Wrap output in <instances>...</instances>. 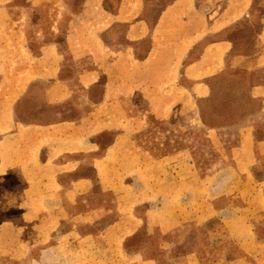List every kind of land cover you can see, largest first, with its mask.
<instances>
[{
  "label": "rangeland",
  "instance_id": "obj_1",
  "mask_svg": "<svg viewBox=\"0 0 264 264\" xmlns=\"http://www.w3.org/2000/svg\"><path fill=\"white\" fill-rule=\"evenodd\" d=\"M84 1L0 0V23L3 24L0 36L6 38L9 35L5 27L9 20L8 8L14 11L27 8L31 15L34 14L35 21L38 11H42L48 25L53 22L55 9L57 17L63 20L66 5L80 12ZM149 1L154 4L149 19L154 21L159 11L173 0ZM253 4L258 8L264 2L253 0ZM258 15L247 17L233 30L240 48H251L256 42L260 31ZM126 16L133 18V13ZM19 17L18 25L28 27V15L19 12ZM176 22L174 18L167 35L175 36L180 30ZM105 25L90 26L89 29L83 25L82 32L85 29L89 31V34H84L88 38L99 37L97 33L103 32ZM127 31V24L118 25L101 35L122 42ZM164 33H161L163 37ZM20 36H26L25 32ZM145 44H139L141 52L147 48ZM181 55L177 54L169 92L163 86L159 87L161 92L149 95L154 101L150 102L151 106L149 99L136 92L119 100L120 109L104 114L109 120L118 122L115 126L110 123L113 130L105 132L104 143L115 133L127 135L117 149L106 155L100 177L93 175L94 195L90 199L100 216L95 214L96 218L88 223L79 221L73 224L78 225L79 233L97 235L101 230L109 229V234H112V230L124 227L128 232L136 217L143 216L150 208L152 217L161 222L159 225L163 229L179 217L174 230H185L186 227L187 236L175 242L172 231H162L160 235L155 230H148L145 223L125 237L120 255L102 253L96 247H91L88 252H76L69 246V241L79 239V236L68 235L71 227L68 218L61 220L57 231L53 230L54 234L40 235L44 227L39 229V220L29 219L32 214H39V207L27 204V198L37 197L38 190L34 188V192L26 193L30 175L15 167L6 174H0V264H147L144 259L153 256L159 258V264H264V190L241 187L242 177L245 179L246 174L239 172L238 175L232 168V163L240 159L237 145L243 122L259 107V100L249 94V88L257 77L227 63L221 72L206 78L209 92L196 95L185 90L190 82L180 71ZM23 80L21 77L18 80L0 78V98L5 86L13 82L22 85ZM46 85L45 81L33 83L29 97L21 104L22 109L20 106L17 109L19 120L32 123L38 122L39 117L61 119L62 116H76L80 98L75 97L69 105L41 107ZM102 85L98 83L91 88L94 97L102 94ZM12 100L16 102L17 94L10 102ZM34 158L32 150L31 160ZM72 174L73 177L90 176L93 172L84 167ZM99 192L101 194H97ZM83 200V204L88 206L86 198ZM144 200L142 205H136ZM108 202L110 204L105 205ZM40 208L43 210L44 206ZM25 211L29 216H23ZM185 216L201 219L185 223ZM93 239L91 244L98 246L97 238ZM106 241L115 244L111 238H106ZM55 245L57 248L52 250ZM44 247H50L51 251L44 253ZM115 257H118L116 261Z\"/></svg>",
  "mask_w": 264,
  "mask_h": 264
},
{
  "label": "crops",
  "instance_id": "obj_2",
  "mask_svg": "<svg viewBox=\"0 0 264 264\" xmlns=\"http://www.w3.org/2000/svg\"><path fill=\"white\" fill-rule=\"evenodd\" d=\"M153 5L149 0H85L80 12L66 5L63 20L57 17L55 9L53 22L48 25L42 11H38L35 21L34 14L31 15L27 8L24 11L7 10L9 20L5 27L9 35L6 38L0 36V78L18 80L21 77L24 80L22 85L12 81L5 86L0 98V129L7 127L0 130V174L17 167L30 175L25 192L29 194L37 188L38 194L37 197H28L27 204L37 205L39 214H32L29 219L39 220V229L44 227L40 235L46 236L47 233L54 234L53 230L59 227L61 220L68 218L71 227L67 234L79 236V239L69 241V246L76 252H88L91 247H96L102 253L120 255L125 237L145 223L148 230H155L160 235L162 231H172L175 242L187 236L186 227L185 230H174L179 217L163 229L159 225L161 222L152 217L150 208L143 216L136 217L128 232L124 227L112 230V234H109V229L101 230L97 235L79 233L78 225L73 224L79 221L88 223L96 218L95 214L100 216L90 199L94 195L93 175L100 177L106 155L117 149L127 135L115 133L110 143L101 145L105 132L113 130L110 123L113 126L118 123L104 114L120 109L119 100L127 95L139 92L149 99L151 106L150 102L154 101L149 95L161 92L159 87L163 86L169 92L178 53L182 54L180 71L190 82L185 90L196 95L209 92L206 78L221 72L227 63L257 77L249 88V94L259 100V107L243 122L237 145L240 159L232 163V168L238 175L239 172L246 174L245 179L242 177L241 187L264 190V4L258 9L253 0H173L151 21L149 14ZM19 12L28 15V27L18 25ZM128 13H133V18H128ZM257 14L260 31L256 42L251 48H240L233 30L247 17L253 18ZM174 18L180 30L175 36H169L167 33ZM104 23L103 32L127 24L125 39L122 42L114 40L102 36L103 32L97 33L99 37L88 38L85 35L89 31L85 29L82 32L83 25L89 29ZM2 25L0 23V31ZM162 31H165L164 37ZM22 32L26 36L21 37ZM143 43H147V48L141 52L139 44ZM36 81L47 82L41 107L69 105L75 97L80 98L76 116L65 118L58 113L61 119L39 117L38 122L32 123L19 120L17 109L19 106L22 109L21 104L29 97ZM96 83L103 84V92L98 98L91 94ZM15 94L16 102V98L10 102ZM84 167L93 174L73 177L72 173ZM255 172L261 173L260 177ZM253 176L258 180L255 181ZM84 198L88 206L83 204ZM143 203L145 200L136 205ZM23 216H29L27 211ZM191 219L199 221L201 218L185 216V223ZM116 220L120 221V218ZM93 238H97L98 246L91 244ZM106 238H111L115 244H110ZM53 247L52 250L57 248L56 245ZM42 251L46 253L51 249L44 247ZM144 260L147 264H159L156 256Z\"/></svg>",
  "mask_w": 264,
  "mask_h": 264
},
{
  "label": "trees",
  "instance_id": "obj_3",
  "mask_svg": "<svg viewBox=\"0 0 264 264\" xmlns=\"http://www.w3.org/2000/svg\"><path fill=\"white\" fill-rule=\"evenodd\" d=\"M110 142H111V139H110ZM110 142L109 141L107 143L102 142L101 145H103V146L105 145L106 146ZM255 175H257V177H260V174L258 172H255Z\"/></svg>",
  "mask_w": 264,
  "mask_h": 264
}]
</instances>
